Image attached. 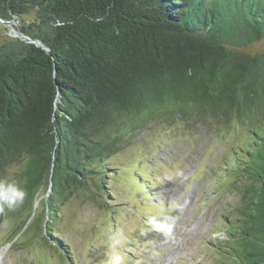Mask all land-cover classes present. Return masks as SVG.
<instances>
[{
	"label": "trees",
	"instance_id": "trees-1",
	"mask_svg": "<svg viewBox=\"0 0 264 264\" xmlns=\"http://www.w3.org/2000/svg\"><path fill=\"white\" fill-rule=\"evenodd\" d=\"M0 18L50 49L0 39V178L24 163L20 207L44 197L48 244L71 253L50 228L57 205L93 200L92 181L105 190L103 170L131 136L157 120L214 118L249 136L230 153L240 225L229 221L216 249L226 264H264V55L245 52L264 40V0H0Z\"/></svg>",
	"mask_w": 264,
	"mask_h": 264
},
{
	"label": "rangeland",
	"instance_id": "rangeland-1",
	"mask_svg": "<svg viewBox=\"0 0 264 264\" xmlns=\"http://www.w3.org/2000/svg\"><path fill=\"white\" fill-rule=\"evenodd\" d=\"M11 23H0V39L17 36L21 23ZM245 52L264 55V40L251 43ZM248 141L239 121L221 125L211 118L202 126L181 120L151 122L108 160L105 190L92 181L93 200L90 193H79L57 205L59 216L50 228L70 254L52 245L54 241L48 244L41 197L35 204L0 213V264H107L108 237L116 231L126 238L120 249L124 264L229 263L216 247L222 249L218 241L231 238L229 221L240 225L237 207L244 185L230 153ZM227 159L233 169L223 171ZM23 169L24 163L15 164L2 178L18 183ZM33 208L36 218L19 234Z\"/></svg>",
	"mask_w": 264,
	"mask_h": 264
},
{
	"label": "clouds",
	"instance_id": "clouds-1",
	"mask_svg": "<svg viewBox=\"0 0 264 264\" xmlns=\"http://www.w3.org/2000/svg\"><path fill=\"white\" fill-rule=\"evenodd\" d=\"M183 175V173H177ZM27 193L15 181L6 177L0 178V213L14 211L25 202ZM109 251L107 253V264H124L125 258L120 249L124 246L126 238L122 232L116 231L109 235Z\"/></svg>",
	"mask_w": 264,
	"mask_h": 264
},
{
	"label": "water",
	"instance_id": "water-1",
	"mask_svg": "<svg viewBox=\"0 0 264 264\" xmlns=\"http://www.w3.org/2000/svg\"><path fill=\"white\" fill-rule=\"evenodd\" d=\"M13 21H14V20H13ZM16 21H17V19H16ZM0 23H1V24H4V25H9V26L12 24L11 21H5V20H3V19H1V18H0ZM11 26H12V25H11ZM14 31H15V30H14ZM15 32H16V34H17V37H20V38H22L23 40L28 41L29 43L35 44L37 47H40V48L46 50L47 52L50 51V49H49L48 47H46V46H45L40 40L32 39V38H30V37H28V36L22 35L18 30H16Z\"/></svg>",
	"mask_w": 264,
	"mask_h": 264
}]
</instances>
